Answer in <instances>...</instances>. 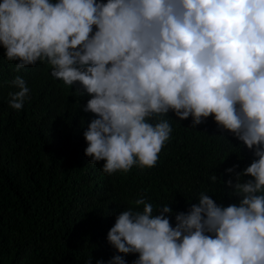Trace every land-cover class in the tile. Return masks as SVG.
Listing matches in <instances>:
<instances>
[{"label": "clouds", "instance_id": "clouds-1", "mask_svg": "<svg viewBox=\"0 0 264 264\" xmlns=\"http://www.w3.org/2000/svg\"><path fill=\"white\" fill-rule=\"evenodd\" d=\"M3 55L10 108L79 97L91 120L86 167L105 183L117 172L154 170L172 120L191 117L195 129L212 117L254 149L258 159L227 182L238 205L218 206L201 192L185 212L173 202L174 214L135 199L107 233L123 254L108 264H126L128 254H138L134 264H264V0H2Z\"/></svg>", "mask_w": 264, "mask_h": 264}, {"label": "trees", "instance_id": "trees-1", "mask_svg": "<svg viewBox=\"0 0 264 264\" xmlns=\"http://www.w3.org/2000/svg\"><path fill=\"white\" fill-rule=\"evenodd\" d=\"M6 61L0 56V73L8 69ZM13 92L8 85L5 100L0 89V264H86L90 259L91 264H108L123 254L109 245L107 233L120 212L136 208L135 199L169 204L174 214L173 202L180 201V212H185V200L197 202L201 192L218 206L238 205L241 198L227 182L234 185L237 174L258 159L254 149L212 117L195 129L191 117L171 119L173 132L154 170L117 172L105 183L100 169L91 174L86 167L81 144L91 120H84L85 106L78 96L29 99L17 111L9 107ZM229 168L235 171L228 173ZM249 179L244 176L241 182ZM169 219L174 227L175 218ZM124 259L134 264L138 254Z\"/></svg>", "mask_w": 264, "mask_h": 264}]
</instances>
